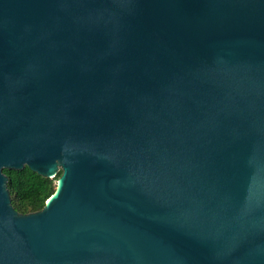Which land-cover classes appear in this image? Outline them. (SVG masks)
Instances as JSON below:
<instances>
[{"label": "water", "instance_id": "1", "mask_svg": "<svg viewBox=\"0 0 264 264\" xmlns=\"http://www.w3.org/2000/svg\"><path fill=\"white\" fill-rule=\"evenodd\" d=\"M0 264H264V0H0Z\"/></svg>", "mask_w": 264, "mask_h": 264}, {"label": "trees", "instance_id": "2", "mask_svg": "<svg viewBox=\"0 0 264 264\" xmlns=\"http://www.w3.org/2000/svg\"><path fill=\"white\" fill-rule=\"evenodd\" d=\"M7 176V188L11 205L19 214L40 211L45 201L54 193L57 178H43L25 167L21 171L3 170Z\"/></svg>", "mask_w": 264, "mask_h": 264}]
</instances>
